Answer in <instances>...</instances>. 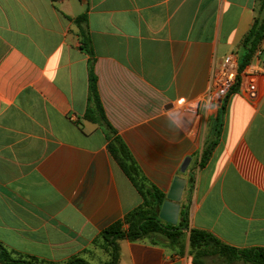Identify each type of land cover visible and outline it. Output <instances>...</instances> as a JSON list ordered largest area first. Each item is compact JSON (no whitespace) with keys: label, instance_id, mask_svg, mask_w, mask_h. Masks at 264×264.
Instances as JSON below:
<instances>
[{"label":"crops","instance_id":"1","mask_svg":"<svg viewBox=\"0 0 264 264\" xmlns=\"http://www.w3.org/2000/svg\"><path fill=\"white\" fill-rule=\"evenodd\" d=\"M256 16L257 0H0V244L36 264H107L101 234L143 204L105 128L86 117L93 61L105 117L142 181L166 201L184 178L190 229L264 248V41L247 66L262 69L257 99L245 80L226 94L212 81L228 55L240 61ZM184 232L177 243L118 240V264H194Z\"/></svg>","mask_w":264,"mask_h":264},{"label":"trees","instance_id":"2","mask_svg":"<svg viewBox=\"0 0 264 264\" xmlns=\"http://www.w3.org/2000/svg\"><path fill=\"white\" fill-rule=\"evenodd\" d=\"M74 21L83 34L84 26L88 22V16L83 14L74 19ZM263 41L264 0H257V16L250 31L242 41L243 52L239 63L240 71H243L251 64ZM83 44L84 51L90 56H93L94 53L90 42L84 39ZM93 66V61H91L89 64V97L86 117L105 128L106 137L109 142V151L143 198V204L141 206L131 211L122 221L113 224L101 234V239L105 242L106 250L111 255V261L107 264H118V240L128 239L130 241H138L145 237L160 234L167 236L171 243H177L178 238L185 233L184 230L190 231V254L193 257L194 264H208V259L210 258L224 259L227 263L244 261L248 264H264V248L237 249L224 244L211 233L198 229H190L188 205L183 206L177 225L162 221L159 215L166 196L156 187L149 186L142 181L140 171L127 145L120 137L116 136L115 131L108 123L97 90ZM235 89L230 91V93L234 92ZM223 119L224 107H222L217 117L212 120L210 139L206 143L201 156V168L209 162L213 150L218 143L222 131ZM0 263L36 264L31 258L16 256L15 253L9 251L2 244H0ZM66 264L90 263L82 258H73Z\"/></svg>","mask_w":264,"mask_h":264},{"label":"built area","instance_id":"3","mask_svg":"<svg viewBox=\"0 0 264 264\" xmlns=\"http://www.w3.org/2000/svg\"><path fill=\"white\" fill-rule=\"evenodd\" d=\"M255 55L260 57L261 51L258 50ZM239 63L240 61L237 56L233 54L228 55L213 76V86L216 90L226 94L241 81L245 80L248 83V96L250 99L255 100L258 98L257 76L262 69L258 66H250L240 71Z\"/></svg>","mask_w":264,"mask_h":264},{"label":"water","instance_id":"4","mask_svg":"<svg viewBox=\"0 0 264 264\" xmlns=\"http://www.w3.org/2000/svg\"><path fill=\"white\" fill-rule=\"evenodd\" d=\"M191 159H186L181 167V172L185 173L190 165ZM186 180L177 177L167 195V200L164 202L160 210V218L169 224L177 225L180 214V201L184 193Z\"/></svg>","mask_w":264,"mask_h":264}]
</instances>
